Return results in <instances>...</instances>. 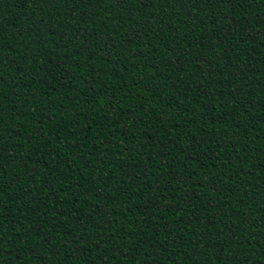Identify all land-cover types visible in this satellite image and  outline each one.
Listing matches in <instances>:
<instances>
[{
  "label": "trees",
  "instance_id": "16d2710c",
  "mask_svg": "<svg viewBox=\"0 0 264 264\" xmlns=\"http://www.w3.org/2000/svg\"><path fill=\"white\" fill-rule=\"evenodd\" d=\"M0 264H264V0H0Z\"/></svg>",
  "mask_w": 264,
  "mask_h": 264
}]
</instances>
